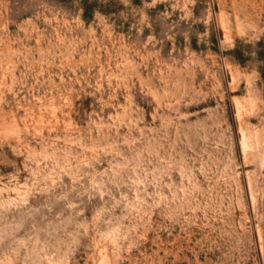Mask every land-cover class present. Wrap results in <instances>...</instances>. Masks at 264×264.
Here are the masks:
<instances>
[{"label":"rangeland","instance_id":"374dc122","mask_svg":"<svg viewBox=\"0 0 264 264\" xmlns=\"http://www.w3.org/2000/svg\"><path fill=\"white\" fill-rule=\"evenodd\" d=\"M0 264H264V0H0Z\"/></svg>","mask_w":264,"mask_h":264}]
</instances>
